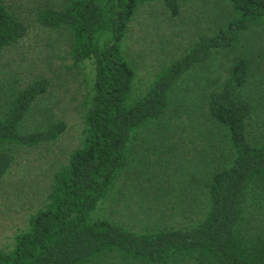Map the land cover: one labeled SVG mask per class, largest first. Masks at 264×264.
I'll list each match as a JSON object with an SVG mask.
<instances>
[{"label":"trees","instance_id":"1","mask_svg":"<svg viewBox=\"0 0 264 264\" xmlns=\"http://www.w3.org/2000/svg\"><path fill=\"white\" fill-rule=\"evenodd\" d=\"M150 1L177 14L182 0H64L59 7L35 9L39 24L68 33L71 62L89 63L82 139L53 171L44 202L10 247L0 248V264H264V220L251 219L264 215V124L249 131L258 96L244 89L251 61L238 50L246 33L264 23V0H221L218 24L196 32L180 52L156 64L142 87L122 38L138 6ZM25 32L24 21L0 0V49ZM217 54L231 56L221 65L212 61ZM211 65L220 72L201 76L198 71ZM189 73L195 97L208 118L223 126L228 146L226 159L201 183L203 200L194 215L145 229L95 215L128 162L136 129L162 119ZM48 83L38 77L0 101V183L14 148L54 140L65 127L61 118L24 125Z\"/></svg>","mask_w":264,"mask_h":264},{"label":"rangeland","instance_id":"2","mask_svg":"<svg viewBox=\"0 0 264 264\" xmlns=\"http://www.w3.org/2000/svg\"><path fill=\"white\" fill-rule=\"evenodd\" d=\"M63 2L3 0L24 21L26 32L0 49V101L10 95V89L44 76L48 86L32 101L24 125L30 128L61 118L65 127L54 140L14 148L12 163L0 183L2 249L10 247L13 235L25 227L28 215L44 202L53 171L82 139L81 103L89 63L74 65L68 52V33L45 27L35 19L36 8L59 7ZM223 9L221 0H182L177 14H171L158 1L138 6L122 38V46L135 67L136 84L140 82L143 87L144 78L155 65L180 52L196 32L210 31L218 24ZM238 50L251 61L244 89L258 96L252 102L254 112L248 126L255 132L264 124V23L246 33V42ZM229 56L217 54L212 61L222 65ZM220 69L211 65L198 72L201 76L207 72L211 78ZM191 74L182 79V91L178 93L182 95L170 96L162 119L136 129L127 152L128 162L107 196L95 206V215L133 229L183 223L194 215L193 210L203 200L201 183L226 159L228 146L223 126L208 118L195 97ZM188 86L190 89L184 93ZM251 219L262 221L264 215Z\"/></svg>","mask_w":264,"mask_h":264}]
</instances>
